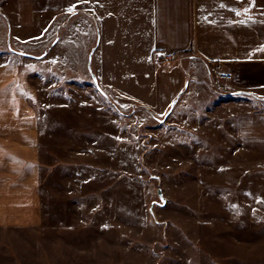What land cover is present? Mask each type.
I'll return each mask as SVG.
<instances>
[{
    "label": "rangeland",
    "instance_id": "obj_1",
    "mask_svg": "<svg viewBox=\"0 0 264 264\" xmlns=\"http://www.w3.org/2000/svg\"><path fill=\"white\" fill-rule=\"evenodd\" d=\"M53 19L34 32L48 35L39 52L20 47L46 53L26 59L37 66L43 221L0 229V264H264V144L235 132L254 103L195 72L165 120L167 110L152 115L106 89L107 99L80 57L84 27L58 43ZM173 67L163 86L184 72Z\"/></svg>",
    "mask_w": 264,
    "mask_h": 264
},
{
    "label": "crops",
    "instance_id": "obj_2",
    "mask_svg": "<svg viewBox=\"0 0 264 264\" xmlns=\"http://www.w3.org/2000/svg\"><path fill=\"white\" fill-rule=\"evenodd\" d=\"M47 18L57 24L58 43L70 25L84 27L80 57L93 51L98 83L152 115L169 110L194 72L225 94L264 99V0H0V41L17 45L11 53L0 47V229L43 221L38 97L30 83L36 65L20 47L40 51L48 35L34 32ZM17 52L25 62L9 60ZM170 65L184 72L163 86L159 75ZM216 67L231 79L220 81ZM235 132L242 142L264 144V108L240 112Z\"/></svg>",
    "mask_w": 264,
    "mask_h": 264
},
{
    "label": "trees",
    "instance_id": "obj_3",
    "mask_svg": "<svg viewBox=\"0 0 264 264\" xmlns=\"http://www.w3.org/2000/svg\"><path fill=\"white\" fill-rule=\"evenodd\" d=\"M8 51L9 52H11V51H14V49H13V47H9L8 48ZM15 52V51H14ZM46 52V51H45ZM48 52V51H47ZM17 54H20L19 55V58H23V53H19V52H17ZM44 54H46V53H43V54H41V55H37L36 57H38V56H43ZM37 60H41V59H37ZM20 61V60H19ZM37 67V66H36ZM90 75H91V72H90ZM91 81H93L92 80V78H91ZM93 83V82H92ZM94 85V84H93ZM99 86L101 87V89H103L105 92H106V95H104V94H102L101 92V95H103L105 98H109L110 100H111V96H110V94H109V92H107V90L99 83ZM232 94H226V96H228V97H230ZM181 96H183V94L181 95ZM181 96L179 97V99H178V102L180 101V99H181ZM233 96V95H232ZM238 97V96H237ZM237 97H235V98H237ZM239 97H241V98H244V99H248V100H250V101H252L253 103H254V105H255V108L257 109V110H262V104H263V102H264V99H259L258 97H256L255 95H253V94H249V93H243L242 95H240ZM169 109V108H168Z\"/></svg>",
    "mask_w": 264,
    "mask_h": 264
},
{
    "label": "water",
    "instance_id": "obj_4",
    "mask_svg": "<svg viewBox=\"0 0 264 264\" xmlns=\"http://www.w3.org/2000/svg\"><path fill=\"white\" fill-rule=\"evenodd\" d=\"M92 52H93V51H91V53H90V55H89L88 65H89V69H90V72H91V75H92L93 84H94V86L97 88L98 91H100L102 94L106 95V92H105L103 89H101V87L99 86V83H98V80H97L96 75H95V74L92 72V70H91V58H92L91 56H92ZM26 56L31 57V58H35V59H36V58H37V59L41 58V56H38V57H36V56H32V55H26ZM179 97H180V95H179V96H178V97L172 102V104H171L169 110L167 111V113L165 114L163 120H165V118H166V117L172 112V110H173L175 104L177 103ZM163 120H162V121H163ZM158 194H159V196H160V199H161L162 203L164 204V203H165V199L162 197V192H161V190H158Z\"/></svg>",
    "mask_w": 264,
    "mask_h": 264
},
{
    "label": "built area",
    "instance_id": "obj_5",
    "mask_svg": "<svg viewBox=\"0 0 264 264\" xmlns=\"http://www.w3.org/2000/svg\"><path fill=\"white\" fill-rule=\"evenodd\" d=\"M215 76L221 81V80H224V81H229L231 79V77L229 75H226V74H223L222 71H221V68L220 67H216L215 68Z\"/></svg>",
    "mask_w": 264,
    "mask_h": 264
}]
</instances>
